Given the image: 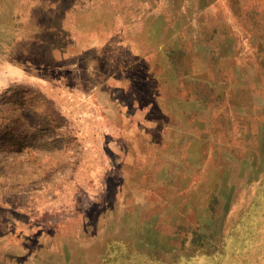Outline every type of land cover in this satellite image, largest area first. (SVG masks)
<instances>
[{"label":"rangeland","instance_id":"374dc122","mask_svg":"<svg viewBox=\"0 0 264 264\" xmlns=\"http://www.w3.org/2000/svg\"><path fill=\"white\" fill-rule=\"evenodd\" d=\"M25 1L0 0V216L14 220L19 252L0 264H264V0H222L221 13L204 14L221 18L202 22L220 50L200 53L196 76L222 82L202 105L206 208L177 223L181 240L168 254L137 245L144 208L122 222L116 209L85 208L103 200L113 170L100 156L117 136L109 129L124 123L115 110L133 125L134 105L155 110L152 91L113 85L109 48L54 51L61 37L32 29L46 6ZM166 209L157 220L169 230L177 214Z\"/></svg>","mask_w":264,"mask_h":264},{"label":"crops","instance_id":"0c3cea01","mask_svg":"<svg viewBox=\"0 0 264 264\" xmlns=\"http://www.w3.org/2000/svg\"><path fill=\"white\" fill-rule=\"evenodd\" d=\"M31 3L42 10L46 6V20L34 24L35 33L61 37L65 44L64 49L54 51L82 54L109 48L115 69L113 85L122 89L140 85L152 91L155 110L134 105L133 125L126 124L130 112L115 110L124 123L109 129L117 136L111 144L102 145L100 156L113 170L103 200L91 198L85 208L116 209L121 222L125 212L134 215V208H144L148 222L137 226V245L170 253L182 236L177 223L196 218L191 208H206L205 191L198 187L205 176L206 159L207 112L202 105L209 88L220 94L222 82L196 75H200L198 56L205 48L219 56L220 41L205 31L202 22L221 19L204 14L221 13L222 0H26L24 4ZM169 96L180 101L176 109L167 103ZM164 208L177 214L167 221L169 230L157 220ZM14 226L11 217L0 216V260L3 254L19 253Z\"/></svg>","mask_w":264,"mask_h":264}]
</instances>
